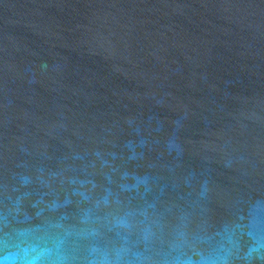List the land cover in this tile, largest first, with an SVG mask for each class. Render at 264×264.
<instances>
[{
	"label": "water",
	"instance_id": "95a60500",
	"mask_svg": "<svg viewBox=\"0 0 264 264\" xmlns=\"http://www.w3.org/2000/svg\"><path fill=\"white\" fill-rule=\"evenodd\" d=\"M0 264H264V0H0Z\"/></svg>",
	"mask_w": 264,
	"mask_h": 264
}]
</instances>
